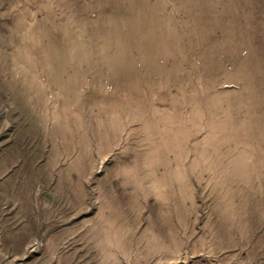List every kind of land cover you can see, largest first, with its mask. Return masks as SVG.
<instances>
[{
  "label": "rangeland",
  "instance_id": "1",
  "mask_svg": "<svg viewBox=\"0 0 264 264\" xmlns=\"http://www.w3.org/2000/svg\"><path fill=\"white\" fill-rule=\"evenodd\" d=\"M0 264H264V0H0Z\"/></svg>",
  "mask_w": 264,
  "mask_h": 264
}]
</instances>
